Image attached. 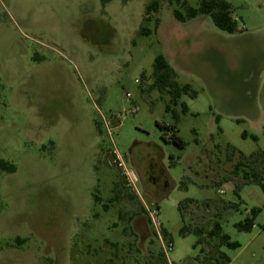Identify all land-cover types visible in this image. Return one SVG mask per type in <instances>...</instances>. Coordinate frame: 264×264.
I'll use <instances>...</instances> for the list:
<instances>
[{"label":"rangeland","instance_id":"rangeland-1","mask_svg":"<svg viewBox=\"0 0 264 264\" xmlns=\"http://www.w3.org/2000/svg\"><path fill=\"white\" fill-rule=\"evenodd\" d=\"M151 1L0 0V264H264V190L227 157L264 152V0H226L234 33L166 0L145 21ZM158 54L191 85L178 103L153 87Z\"/></svg>","mask_w":264,"mask_h":264},{"label":"trees","instance_id":"trees-1","mask_svg":"<svg viewBox=\"0 0 264 264\" xmlns=\"http://www.w3.org/2000/svg\"><path fill=\"white\" fill-rule=\"evenodd\" d=\"M162 1L164 0H152L149 2L145 9V21H149L151 19V15L153 13L160 12ZM171 4L176 3L178 6L186 7V11L182 12L179 7H175L173 12L174 16L179 21H187L189 19H193L200 14L210 15L215 25L223 31L228 33H234L237 30V20L234 18L232 6L226 0H201L198 7H192L187 5V0H166ZM155 31L158 30L160 19H155ZM141 33L149 35L152 33V30L143 25L141 27ZM154 83L153 87H158L160 90L168 89L173 97L174 103H178V100L182 97L183 94L189 93L191 90V85L185 84L180 85L177 80V72L169 63L164 54H158L154 61ZM192 95H195L193 93ZM167 109L170 110V106H167ZM183 112L187 113L189 111L188 105L183 103ZM177 117V114H175ZM245 137L246 133L243 134ZM255 140L258 139L257 136H253ZM175 141L179 144H182V141L179 138H176ZM238 153V159L234 163L233 173L242 176L247 183H256L259 184L264 190V152L255 153L251 156H246L242 152H237L234 148H229L228 158L229 160H233L235 154ZM0 168L2 170H7L9 172H14L16 170V166L8 162L4 159L0 160ZM241 187L238 186L235 189V194L240 197ZM98 200V198H97ZM195 200L189 199L185 202H181L179 204V208L183 212V216L185 218V209L189 204L194 203ZM235 208H238V204H234ZM261 212L260 207H253L249 210L247 217L240 222L235 223V227L240 231H251L255 225V220L259 213ZM194 232L199 236L198 243H202V236L205 235V231L203 228L194 227L192 228L190 225L184 221V224L181 226L179 232L182 235H185L189 232ZM163 233L165 238H169L170 233L163 229ZM209 235L220 238V245H225L229 248H238L241 246L240 242L232 240L231 236L228 233L223 231V227L221 223L218 221L214 224V229L209 232ZM20 241H23L21 238H17ZM171 239V237H170ZM168 239V240H170ZM163 259V258H162ZM211 263L213 264H230V258L221 250L218 251L217 257H210ZM166 264H168L166 259H163Z\"/></svg>","mask_w":264,"mask_h":264},{"label":"built area","instance_id":"built-area-1","mask_svg":"<svg viewBox=\"0 0 264 264\" xmlns=\"http://www.w3.org/2000/svg\"><path fill=\"white\" fill-rule=\"evenodd\" d=\"M234 18H235L236 20H238V17L235 16V15H234ZM119 165L122 166V167L124 168L125 175L128 177V179H129V181H130V184L134 185V179H136V174H135V172H134L133 170H130V171H129L128 169H126L125 166H124V164H123L122 162H120ZM133 178H134V179H133ZM219 191H220V193H225V190H224V189H221V190H219ZM149 212H150V215H151V218H152L154 224H155L157 227L160 226L161 223H160V220H159V218H158L157 210H156V209H154V210H149ZM163 247H164V253L167 255L168 252H169L170 250H172V248H173V244L170 243L168 246L163 245ZM170 263H171V262H170ZM230 264H231V263H230Z\"/></svg>","mask_w":264,"mask_h":264},{"label":"crops","instance_id":"crops-1","mask_svg":"<svg viewBox=\"0 0 264 264\" xmlns=\"http://www.w3.org/2000/svg\"><path fill=\"white\" fill-rule=\"evenodd\" d=\"M172 67H173V66H172ZM173 68H174V67H173ZM138 216H139V215H138ZM138 216H136L135 218H137ZM135 218H134V219H135ZM169 261H170V260H169ZM170 262H171V261H170Z\"/></svg>","mask_w":264,"mask_h":264}]
</instances>
